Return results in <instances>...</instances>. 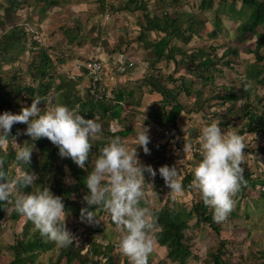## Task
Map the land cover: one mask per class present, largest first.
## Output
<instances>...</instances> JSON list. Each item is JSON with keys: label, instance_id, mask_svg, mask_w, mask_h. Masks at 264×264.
Here are the masks:
<instances>
[{"label": "rangeland", "instance_id": "374dc122", "mask_svg": "<svg viewBox=\"0 0 264 264\" xmlns=\"http://www.w3.org/2000/svg\"><path fill=\"white\" fill-rule=\"evenodd\" d=\"M129 1L104 0V5H101L100 0H62L60 4L46 7L43 12H39L38 8L44 4L42 1L31 0L29 4L27 0H21L20 5L14 11L6 12V8L11 4L10 0H0V37L14 21H17L19 25L25 23L28 33H24L19 42L23 46L22 50L14 51L10 59L7 57V61H3L0 56V76L2 78L13 77L24 84L37 83L41 78L39 72L35 70V66L40 63L37 52L42 50L51 59L49 73L54 74L55 77L56 74H63L68 78H72V70H76L77 67L84 74L82 68H85L91 58L99 54L104 53L106 58L104 62L110 65V58L116 51L123 50L128 53L134 62L133 66L125 73L117 71L111 73V70V72L106 70L107 76L105 69L102 68V76H104L102 86L108 98H113L115 91L123 89L125 100L128 101V103H120L122 108L120 117L109 122L110 132L119 131V128L130 130L120 137L127 142L129 147H134V140L142 122L150 129L148 145L150 154L146 155L143 149L137 146L141 162L151 165L157 172L154 179L145 172L146 198L143 204L148 208L158 207L165 203L177 209L190 208L200 200L201 196L194 188H184L181 194L169 193L170 189L165 185L158 170L163 165L176 166L180 175L183 176L184 171L195 167L201 160L200 130L213 120L221 121L222 130H232L238 133L242 128H246L250 111L262 116L253 131H246L240 135L244 137L247 144V148L244 149L246 162L242 166L252 178H264V84L256 83L255 79L250 77L251 72L258 71L264 64V46L259 50L263 60L257 61L252 51L255 46V35L247 33L245 40L237 41V19L229 17L228 14L235 15L236 10L240 8V1L236 0L234 9L231 10L228 4H222L218 0H214L208 9H200V0H179L178 3L170 5H168L170 0H140L145 3L146 13L149 15L168 11L172 15H180L183 18L194 14L199 21H202L203 28L199 34L193 36L186 45L179 44L182 48L188 49V52L196 48H204L209 52V45L214 47V52L210 53L217 56H220L228 47L236 50V53H228L222 59V61L228 59L229 64L218 62L209 70V73L214 76L211 82H205L196 77L195 72L200 69V67H195L196 64L190 63L187 70L182 63L174 67L173 61L162 60L149 67L153 54L148 42L154 41L156 35L154 32H147L145 39L139 38L140 27L145 23V15L141 10L119 8ZM248 11L246 9L247 14ZM215 24L218 25L217 34L212 37L209 33ZM30 25L38 29V34L42 35L41 40L33 37L34 34L32 35L29 29ZM176 57L179 58V54ZM138 65L141 71L136 73L135 68ZM148 74L160 75L161 81L169 87H173L179 81L168 80L165 78L168 74H171L173 78H178L180 75L186 76V84L190 85L192 93L186 95L182 91L179 92L177 99L184 105V111L181 112L183 115L180 113L177 117L174 126L156 124L148 117L149 108H158L161 100V95L155 91L150 92L149 87L142 81L143 76ZM260 76L261 74L258 75ZM85 80V83L77 80L76 89L80 94L86 92L90 84V76L88 85V78ZM128 90H133L132 97L127 96ZM54 94L55 98L53 92H49L47 95V98L50 95L49 99L40 102L38 107L42 111L47 106L59 103L57 93ZM222 94H233L234 97L226 101L215 97ZM31 103H25L23 107L30 106ZM20 110L13 109L12 112L19 113ZM21 124L22 134H24L27 125ZM167 136L173 138L169 144H167ZM113 137L106 133L105 126H103L100 139L105 143L102 147ZM16 142L27 145L22 136H16ZM16 142L11 139L4 148L8 145L17 150ZM184 143L197 147L198 151L184 152ZM99 149L96 147L91 149L90 171L96 155L99 154ZM14 166L13 164L8 166V174L13 167L15 175L18 167ZM61 171L63 172L60 174L61 181L66 186L72 185L74 180L68 168L63 166ZM158 176L160 185L155 189L153 185ZM52 183L53 180L50 179L47 185L50 186ZM40 187L42 186H33L30 190ZM263 189L262 184L251 186L249 183L241 189L235 197L236 207L227 219L221 222L214 220L219 227L218 233L204 221L191 219L184 230L185 243L190 245L192 253L186 264H212L209 253L215 252L214 249L221 241L224 242L222 264H264V195L261 194ZM86 194L85 191H79L78 194L73 192L71 198L77 200L81 208L89 207L83 199ZM95 207L91 206L90 210H95ZM79 214L69 212L67 218V227L77 237L78 245L85 246L86 242L93 237L103 244L114 243L115 251L119 252L121 258V264L124 259L128 261L119 248L121 233L107 212L96 210L99 223L94 224L81 222ZM21 224L20 221L12 220L8 212L1 220L0 264H6L12 259L8 245L15 242L21 231ZM74 242L76 244V241ZM57 252L58 246L51 242V247L39 252L35 261L30 264H52ZM166 252L165 246L155 240V248L149 257L151 260L149 264H175L166 259Z\"/></svg>", "mask_w": 264, "mask_h": 264}, {"label": "trees", "instance_id": "16d2710c", "mask_svg": "<svg viewBox=\"0 0 264 264\" xmlns=\"http://www.w3.org/2000/svg\"><path fill=\"white\" fill-rule=\"evenodd\" d=\"M21 0H10V6L6 8V12L14 11L20 4ZM42 1L43 6L38 8L39 12H43L46 7L60 4L62 0H36V2ZM101 5H104V0H100ZM179 0H170L168 5L176 4ZM222 4H228V7L233 10L236 0H218ZM240 8L236 10L235 15L229 13V17L237 19L236 32L237 41L241 42L245 40V35L250 33L255 35V46L252 50L255 54L257 61H262L263 56L259 53V50L264 46V0H239ZM35 2V3H36ZM214 0H200V9L210 8ZM27 3H31V0H27ZM120 9L126 10H141L145 15V23L141 25L139 38L145 39L147 32H154L156 39L148 44L152 47L153 60L149 63V67L153 66L158 61H173L174 67L179 63L185 65V69H189V64H196L195 67H200L196 71V77L205 82H211L214 80V76L209 73V70L215 67L216 63L222 62L229 64L230 61L226 59L222 61L228 53H236L234 48L228 47L222 52L220 56L212 54L214 47L209 45L210 51H206L204 48H196V50L187 51L179 44H187L193 36L199 34L203 28L202 21H199L194 14L183 18L180 15H172L168 11L155 14H147L145 3L140 0H130L127 4L121 5ZM248 9V14L246 13ZM237 14V15H236ZM241 16H244L243 18ZM31 26V25H30ZM218 25L215 24L214 28L210 31L209 35L215 37L217 34ZM26 31L25 23L19 25L17 21L11 23L8 30L0 37V56L2 60L10 59L14 51L22 50L23 46L19 44L21 37ZM32 35L34 32L32 31ZM34 36V35H33ZM158 36V37H157ZM39 43V42H38ZM179 54V58L176 55ZM37 56L40 58V63L35 66V70L39 72L41 78L35 84H24L18 80L11 78H2L0 76V113L5 111L12 112L13 109H21L25 103H31L33 98H39L42 101L47 98L49 92L57 93L59 103L67 106L75 107L79 106L81 114L86 119L98 118V120L105 126L107 134L112 136L126 135L130 130L123 128V130L110 132L108 125L109 122L115 118L120 117L121 106L120 103H128L125 100V92L123 89L115 91L113 98H108L105 92L96 96L90 92L89 86L86 88L84 94L76 89L78 84L77 80L68 78L63 74H50L51 59L42 50L37 52ZM8 57V58H7ZM6 60V61H7ZM1 66V64H0ZM86 73V68H82ZM221 71V70H220ZM261 74L260 77L258 75ZM250 77L255 79L256 83L264 84V64L258 71L251 72ZM159 76H152L151 74L144 75L142 81L149 87L150 92H157L161 95L160 104L158 108H149L148 117L153 119L156 124L166 125L176 124V119L182 111H184V105L177 99L178 94L182 91L184 94L189 95L192 93L190 85H187V78L184 75H180L178 78H173L171 74L165 76L170 81L176 82L173 87H169L166 83L162 82ZM57 79V80H56ZM133 90L127 91V96L132 97ZM222 101L230 100L234 97L233 94H222L215 96ZM13 113V112H12ZM249 121L246 124V128L239 130V134L246 131H253L257 124L262 119V116L249 112ZM25 128V127H24ZM26 129V128H25ZM24 129V130H25ZM25 138L27 145L31 144V138L26 134H22V124L17 123L12 127V134ZM11 138H9L10 142ZM35 150L32 153L31 164L29 169L25 165L27 170L34 171L37 176V185H47L51 179L53 183L49 186L51 191L60 195L64 201L65 208L68 212H72L75 215L80 213L81 206L77 200L71 198V194H76L79 191L88 192L85 186L84 180L90 172V159L92 152L89 156V161L86 164L85 169L78 167L70 158H61L59 156L58 147L53 145L48 139L43 138L36 140ZM92 147L102 148L105 143L100 138L93 141ZM9 144V143H8ZM163 146V144H162ZM15 149H12L7 145V148L0 149V156H3L6 160V170L9 165L13 164L14 167H19L15 160ZM66 166L70 171V174L74 180V183L70 186H66L61 181L63 172L62 167ZM194 168V167H193ZM193 168L184 171L183 187L186 189L191 187V181L193 179ZM14 169L10 171L9 176L14 175ZM245 179L247 184L251 186L256 184L264 185V178H252L251 174L245 169ZM160 185V177L158 176L154 181L153 187L155 189ZM48 186V185H47ZM246 186H242L244 189ZM25 191H30L26 189ZM264 195V189L261 192ZM11 207V209H10ZM7 209V210H6ZM156 217L157 230L154 234L155 240L165 246L166 259L175 264H186L188 258L192 255L190 245L185 243L184 230L187 228L188 222L195 218L197 221H204L210 225L217 233L219 227L215 224L213 219V210L206 207L200 197V200L195 202L190 208L181 207L174 208L169 206L168 203L160 205L158 207L149 208ZM98 212L104 210L97 209ZM9 217L16 221L22 222L21 231L15 239L13 244H9L8 248L11 251L12 259L6 264H30L36 259V256L41 251H46L51 247V242L42 238L39 232L34 228L31 221L26 220L23 216L13 210L11 203L0 202V222L7 214ZM80 215V214H79ZM94 229H97L94 227ZM223 241L219 246L214 249L215 252H210L209 255L212 260V264H222V248ZM149 258V263H150ZM52 264H121V258L118 251H115L114 243H101L94 237L86 242L85 246L78 245L73 242V246L59 247L57 255ZM122 264H129L124 259ZM161 264V263H156Z\"/></svg>", "mask_w": 264, "mask_h": 264}, {"label": "clouds", "instance_id": "9594fccd", "mask_svg": "<svg viewBox=\"0 0 264 264\" xmlns=\"http://www.w3.org/2000/svg\"><path fill=\"white\" fill-rule=\"evenodd\" d=\"M41 101L33 98L31 105L22 107L19 113H0V149L9 143V138L16 142L20 133L12 134L14 124H26L24 134L31 138L30 145L16 142L14 158L19 167L14 176H9L6 160L0 156V202L11 203L13 210L31 221L42 238L59 247L73 246L74 241L78 246L77 237L67 227L69 212L62 197L54 194L46 184L25 191L33 189L38 180L37 174L27 169L35 150L34 142L43 138L58 147L61 158H70L85 169L93 141L100 138L103 126L98 118L86 119L78 105L70 108L56 103L42 111L38 107ZM220 123L213 120L201 128V160L193 168L191 181V187L198 190L204 205L213 210V219L217 222L227 219L236 207L235 197L242 186L247 185L242 166L246 162L245 139L235 131L222 130ZM183 131L185 134V128ZM149 132V127L142 122L134 147L114 136L99 149L84 180L88 192L83 199L89 207L81 208V222L99 223L96 210L107 212L121 233L119 248L129 264H149L155 248L156 217L143 202L146 198L145 172L153 179L157 172L151 165L143 164L137 153L139 146L146 155L150 154ZM183 151H191V145L184 143ZM158 171L169 193L176 195L184 191L183 178L176 166L163 165ZM91 206H96L95 210H90Z\"/></svg>", "mask_w": 264, "mask_h": 264}, {"label": "built area", "instance_id": "2783aa9c", "mask_svg": "<svg viewBox=\"0 0 264 264\" xmlns=\"http://www.w3.org/2000/svg\"><path fill=\"white\" fill-rule=\"evenodd\" d=\"M30 31L34 32V38L42 39V35L38 34L37 28L34 26H29ZM39 41V40H38ZM110 64L120 73H125L133 66V61L127 55V53L123 50L116 51L110 58ZM85 67L88 69L89 76H90V84L89 89L91 93H94L96 96H100L103 94L104 88L102 86V60L97 56L91 58ZM173 126V125H172ZM167 144H169L173 138L171 136H167ZM191 150L194 152L198 151V148L195 146H191Z\"/></svg>", "mask_w": 264, "mask_h": 264}, {"label": "crops", "instance_id": "0c3cea01", "mask_svg": "<svg viewBox=\"0 0 264 264\" xmlns=\"http://www.w3.org/2000/svg\"><path fill=\"white\" fill-rule=\"evenodd\" d=\"M38 30V29H37ZM158 37V36H157ZM127 55H128V53H127ZM129 56V55H128ZM101 60H102V68L103 69H105V75L107 76V74H106V70H111L110 72L111 73H114V71H117L116 70V68H114L113 66L112 67H110V65L107 63V62H104L105 60H106V58H105V54L103 53V55H101V54H99V56H98ZM103 57V58H102ZM130 57V56H129ZM130 59L132 60V57H130ZM133 61V60H132ZM133 64H134V62H133ZM84 68V67H83ZM86 68V67H85ZM130 69V68H129ZM86 70H87V72L85 73L84 72V74H82L81 72H80V69H79V67H77V69L76 70H72V75H71V77L73 78V79H77V80H79V81H81V83H85V79L86 78H88V81H87V85H88V83H89V72H88V69L86 68ZM135 71H136V73H138L139 71H141V68H140V65H138L136 68H135ZM118 72V71H117ZM120 73V72H119ZM103 77L104 76H102V82H103ZM137 77H141L140 75H137ZM157 93V92H156ZM159 94V93H158ZM119 131H120V128L118 129ZM123 130V129H122ZM119 137H120V135H118Z\"/></svg>", "mask_w": 264, "mask_h": 264}]
</instances>
